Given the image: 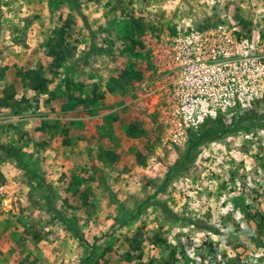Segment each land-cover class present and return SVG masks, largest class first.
Here are the masks:
<instances>
[{"label": "rangeland", "instance_id": "1", "mask_svg": "<svg viewBox=\"0 0 264 264\" xmlns=\"http://www.w3.org/2000/svg\"><path fill=\"white\" fill-rule=\"evenodd\" d=\"M218 25L264 40V0H0V264H264V103L158 191L235 119L174 135L131 101Z\"/></svg>", "mask_w": 264, "mask_h": 264}, {"label": "built area", "instance_id": "2", "mask_svg": "<svg viewBox=\"0 0 264 264\" xmlns=\"http://www.w3.org/2000/svg\"><path fill=\"white\" fill-rule=\"evenodd\" d=\"M149 84L131 101L168 112L174 135L205 120L234 119L238 110L264 103V40L236 37L223 25L208 33L179 30L167 64Z\"/></svg>", "mask_w": 264, "mask_h": 264}, {"label": "trees", "instance_id": "3", "mask_svg": "<svg viewBox=\"0 0 264 264\" xmlns=\"http://www.w3.org/2000/svg\"><path fill=\"white\" fill-rule=\"evenodd\" d=\"M59 57L61 58V55H59ZM243 118H246V117L242 114L237 115V117L234 118L235 120H234V123L231 127H224L222 125L220 127H218L217 125H211L209 127H206L205 129L201 130V131L190 132L188 144H187V147L185 149V153L183 154L182 158H180L179 160H176L173 164H171L168 167L167 171L164 174V179L158 187V191L163 190L167 186V184L171 178L172 172L177 171L180 168H182L187 159L194 158L195 154L198 151L200 143L203 140H206V139H208L214 135H217L219 133H229V132L233 131L236 128V126H238V124H239L238 120H242ZM219 120L223 121V119H221V118H217L213 121H219ZM0 147H2L3 150L8 155H10V156L13 155L14 157H17L18 161L22 165V159H21L17 150L14 151L12 148L7 147L5 145H0ZM3 181H4V177H3V174L0 172V184H2Z\"/></svg>", "mask_w": 264, "mask_h": 264}, {"label": "crops", "instance_id": "4", "mask_svg": "<svg viewBox=\"0 0 264 264\" xmlns=\"http://www.w3.org/2000/svg\"><path fill=\"white\" fill-rule=\"evenodd\" d=\"M123 105V104H122ZM72 111H74V110H72ZM73 113V112H72ZM70 118H72V119H74V117H70Z\"/></svg>", "mask_w": 264, "mask_h": 264}]
</instances>
